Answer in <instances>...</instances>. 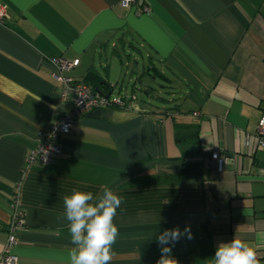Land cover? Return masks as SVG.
I'll return each instance as SVG.
<instances>
[{
	"label": "crops",
	"instance_id": "0c3cea01",
	"mask_svg": "<svg viewBox=\"0 0 264 264\" xmlns=\"http://www.w3.org/2000/svg\"><path fill=\"white\" fill-rule=\"evenodd\" d=\"M121 1L0 0V252L16 197L24 218L17 264H68L63 197L109 187L123 197L110 264H157L155 235L186 226L192 238L172 247L179 264H211L235 235L264 264V148L243 147L264 115V0ZM48 56L79 59L68 75L95 74L114 97L149 95L139 86L149 69L172 93L151 107L141 99L131 110L83 115L59 137L55 162L28 165L39 133L73 106ZM215 149L220 174L202 162ZM187 162L198 169L178 180ZM148 175L157 178L140 182Z\"/></svg>",
	"mask_w": 264,
	"mask_h": 264
},
{
	"label": "clouds",
	"instance_id": "9594fccd",
	"mask_svg": "<svg viewBox=\"0 0 264 264\" xmlns=\"http://www.w3.org/2000/svg\"><path fill=\"white\" fill-rule=\"evenodd\" d=\"M122 203L123 197L109 187L98 195L73 189L63 197V215L74 245L67 253L68 264H110L112 246L119 235L114 218ZM185 235L192 238L187 226L183 232L176 227L155 235L161 251L157 264H179L171 255L172 247ZM211 264H258V261L255 250L235 235L231 241L217 245Z\"/></svg>",
	"mask_w": 264,
	"mask_h": 264
},
{
	"label": "built area",
	"instance_id": "2783aa9c",
	"mask_svg": "<svg viewBox=\"0 0 264 264\" xmlns=\"http://www.w3.org/2000/svg\"><path fill=\"white\" fill-rule=\"evenodd\" d=\"M138 0H122L124 7L137 5ZM143 6L141 11H147ZM139 11V12H141ZM7 18V12L4 6L0 5V22ZM48 62L53 67L52 77L59 85L60 97L66 101H72V109L62 114L56 121L49 123L39 133V141L35 149L31 150L27 156V163L46 165L55 162L60 154V145L58 139L60 136L72 131L75 121L93 110H109L111 108H120L131 110L135 107L132 104L134 98L122 96H106L93 88L85 80H77L68 75V72L79 64V59L67 60L61 56H48ZM243 147L247 150L264 148V115L261 116L257 123L256 133L253 135L246 134L243 138ZM204 164L211 166L214 174H220L223 169V159L220 156L219 149L211 152L208 160ZM260 175L264 178V168L260 169ZM12 216L7 228L6 242L0 252V264H17L18 258L12 252V248L17 243V233L24 224L23 214L20 210L17 198L12 201Z\"/></svg>",
	"mask_w": 264,
	"mask_h": 264
},
{
	"label": "rangeland",
	"instance_id": "374dc122",
	"mask_svg": "<svg viewBox=\"0 0 264 264\" xmlns=\"http://www.w3.org/2000/svg\"><path fill=\"white\" fill-rule=\"evenodd\" d=\"M123 62H128L130 63V66H132L133 63V58L132 56H130V59H127L125 55L122 56ZM141 62V61H140ZM147 64V63H146ZM158 67V71H160V66L157 65ZM149 75L145 77V79H143L141 81V83L139 84V86L141 87H148L150 94L146 95L143 93V90H136V95L138 98H136L135 100H132V104L134 107H138L139 105L142 106V104L140 103L141 99H144V101H148V104H145V107H151L150 105H155V98L154 95H161V96H166L164 93V90H166V88L161 89V85L167 83V81H165L161 76L159 75H153L154 71L152 69H149ZM125 88L123 89L122 93H129L131 90V84L129 82H127V79H125ZM174 85H177V83H172ZM113 96V95H112Z\"/></svg>",
	"mask_w": 264,
	"mask_h": 264
},
{
	"label": "trees",
	"instance_id": "16d2710c",
	"mask_svg": "<svg viewBox=\"0 0 264 264\" xmlns=\"http://www.w3.org/2000/svg\"><path fill=\"white\" fill-rule=\"evenodd\" d=\"M165 80L167 79V78H165V77H163ZM86 79V81L87 82H89L92 86H93V88L94 89H96L97 91H99V92H102V93H107L110 89H111V87L109 86V84L108 83H106V82H102L99 78H97L96 77V75L95 74H89L88 76H87V78H85ZM165 87H170V84H163ZM164 93H168V95H166V96H161V95H159L160 96V99H157V98H155V95H154V98H155V100L156 101H159V102H167L168 101V96L172 93L170 90L169 91H166V90H164ZM186 138V137H185ZM183 139H184V137H181V138H177V141H179V142H182L183 141ZM203 162V161H202ZM197 163H195V162H187V163H183L182 164V167H181V172H180V174H179V176H178V180L179 179H181L182 177H184V176H188V175H192V173L191 172H194L195 170H197L198 168H197ZM157 177L156 176H152V175H148V176H146L145 178H142L141 180H140V182H148V181H151V180H153V179H156Z\"/></svg>",
	"mask_w": 264,
	"mask_h": 264
},
{
	"label": "water",
	"instance_id": "95a60500",
	"mask_svg": "<svg viewBox=\"0 0 264 264\" xmlns=\"http://www.w3.org/2000/svg\"><path fill=\"white\" fill-rule=\"evenodd\" d=\"M160 88L163 89V88H166V87H165L164 85H161ZM111 92H112V91L109 90V91L107 92L106 96L110 95ZM165 95H168V93H165ZM155 98L160 99V96L157 94V95H155ZM89 115H90L91 117H94V118H99V117H101V116H109V115H110V111H106V110L104 111V110L96 109V110L91 111V112L89 113Z\"/></svg>",
	"mask_w": 264,
	"mask_h": 264
}]
</instances>
